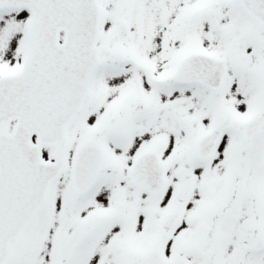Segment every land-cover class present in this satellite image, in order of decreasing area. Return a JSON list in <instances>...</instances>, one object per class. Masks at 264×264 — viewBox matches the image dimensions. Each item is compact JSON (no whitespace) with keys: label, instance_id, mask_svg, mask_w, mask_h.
<instances>
[{"label":"snow or ice","instance_id":"snow-or-ice-1","mask_svg":"<svg viewBox=\"0 0 264 264\" xmlns=\"http://www.w3.org/2000/svg\"><path fill=\"white\" fill-rule=\"evenodd\" d=\"M0 264H264V0H0Z\"/></svg>","mask_w":264,"mask_h":264}]
</instances>
